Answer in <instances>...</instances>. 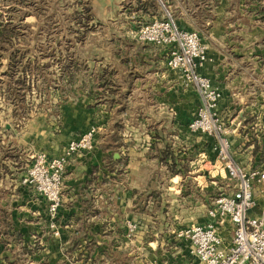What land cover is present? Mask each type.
Wrapping results in <instances>:
<instances>
[{
    "label": "crops",
    "instance_id": "0c3cea01",
    "mask_svg": "<svg viewBox=\"0 0 264 264\" xmlns=\"http://www.w3.org/2000/svg\"><path fill=\"white\" fill-rule=\"evenodd\" d=\"M104 1L120 4L122 14L129 11L126 22L132 27L127 32L132 34L141 24L166 17L167 6L181 28L193 30L189 22L200 20L189 6L194 0ZM142 47L144 53L126 63L130 73L118 81L113 75L106 85L120 90H106L114 96L127 87L129 107L116 112L117 119L125 117L124 128L116 121L101 124L95 150L74 156L66 165L55 221L59 234L51 227L47 200L21 182L23 174L38 150L62 155L71 140L94 124L99 111L90 106L86 92L78 93L61 101L57 133L48 124L44 132L32 130L30 119L22 131L20 108L15 101L6 108V92H0V264H199L189 242L177 238L176 231L211 221L210 193L201 183L206 174H197L201 163L219 162L217 138L190 129L199 100L195 88L182 94L177 82L165 86L163 72L150 75L148 58L159 63V57ZM231 51L209 49L210 60L199 72L222 91L218 111L230 128L233 159L264 170V55L260 49L249 56ZM115 66L109 63V70ZM119 106L114 103L111 110ZM254 198L249 215L264 219V181L255 184ZM130 224L137 225L134 232ZM218 229L230 243L233 223L225 219Z\"/></svg>",
    "mask_w": 264,
    "mask_h": 264
},
{
    "label": "rangeland",
    "instance_id": "374dc122",
    "mask_svg": "<svg viewBox=\"0 0 264 264\" xmlns=\"http://www.w3.org/2000/svg\"><path fill=\"white\" fill-rule=\"evenodd\" d=\"M209 1L214 3V0ZM216 2L218 4L210 9L208 17L200 15L204 22L201 19L189 22L191 29L201 35L209 49H214L219 54L221 52L225 54L223 50L231 53V49H235V51H242L245 56L260 49V53L264 55V19L260 16V12L255 10L258 5L264 6V0H217ZM167 9H169L167 13L172 15L175 24L181 28L174 9L168 6ZM196 9V7L191 8V12H195ZM122 12L124 8L120 4L113 7L104 0H0L1 17L22 19L21 22L25 24V27L18 30L20 36L16 41L23 42L17 43L16 48L29 49L28 63L31 67L27 68V74L22 72L24 66H21L13 75L6 73L8 70L6 61L0 67V92H6V108L11 107L14 101L15 107L20 108L22 131L26 130L24 126L31 120L32 130L36 128L38 132H44L50 127L51 131L57 133L61 128V117H58L61 101H66L78 93L84 95L83 92H86L85 95L90 98V106L94 108V111L96 113L97 110L99 111L98 117H94V124L91 126L101 127V124L116 121L117 125L123 129L125 117L120 116V119H117L116 112L122 114L125 108L129 107V101L125 99L127 87L122 89L118 96H114V94L108 95L106 90H109L108 93L120 91L115 88V85L108 88L110 85L100 87L98 83L104 79L110 83L109 80L113 75L118 81L117 79L129 74L126 63L133 59L134 54L144 53L142 46H145L147 51L157 53L159 57V63L148 58L150 75L157 70L163 72L166 79L165 86L168 88L172 86V81L177 82L178 90H182V94L185 90H193L190 88L192 85L187 83L188 86L185 85L179 73L171 70L166 64H160V61H166V47L139 42L134 34L127 32L128 28L132 27L126 22L130 13L128 10L125 14ZM111 13L113 16L110 18ZM91 15L96 19L90 18ZM77 17L82 18L79 24L76 21ZM184 29L187 28L184 27ZM9 53L5 52V54ZM75 62L79 64V68L70 66ZM109 63L116 65L112 72L109 70ZM103 65L105 68L102 67ZM68 69L71 71L68 72ZM103 69L106 73L102 78ZM72 73L75 74L74 84L68 82ZM131 74L137 75L135 72ZM24 75H27V85L30 84L31 89H21L20 94L24 97V104H22L20 99H16L14 89L21 87L17 79ZM215 87L222 92L219 86L215 85ZM197 95L199 100L194 117L203 105L201 97L198 93ZM114 103H119L120 106L112 111ZM218 113L226 124L224 115L219 111ZM47 124L49 127L46 126ZM43 141V136L38 138V144H42ZM40 152L46 153L38 150L36 154ZM199 167L202 169L197 175L206 174L201 183L206 185L209 190L207 193H210L207 198L211 202L209 208L215 206V200L222 193L230 194L235 191L234 182L223 178L217 171L218 169L223 171L224 175L220 162H211L206 166L201 163ZM197 188L196 193L200 196L199 186ZM197 262L201 264L199 260Z\"/></svg>",
    "mask_w": 264,
    "mask_h": 264
},
{
    "label": "built area",
    "instance_id": "2783aa9c",
    "mask_svg": "<svg viewBox=\"0 0 264 264\" xmlns=\"http://www.w3.org/2000/svg\"><path fill=\"white\" fill-rule=\"evenodd\" d=\"M133 34L142 43L166 47V65L195 88L203 105L189 127L194 132L217 138L223 178L231 180L235 186V191L222 193L215 200V206L209 208L210 222L178 229L177 238L189 242L191 253L201 264H264V219L249 215L255 205L254 186L264 181V170L246 168L231 155L230 128L218 113L222 92L209 77L199 72V68L209 61V46L197 31L178 27L169 13L162 19L143 23ZM99 131L100 127L91 126L71 140L60 156L51 157L44 152L35 154L33 163L26 170L23 183L47 200L55 234H59L55 221L62 205L66 165L74 156L95 150ZM225 219L234 225L230 243H226L218 229ZM136 229V224L129 225L130 232Z\"/></svg>",
    "mask_w": 264,
    "mask_h": 264
},
{
    "label": "trees",
    "instance_id": "16d2710c",
    "mask_svg": "<svg viewBox=\"0 0 264 264\" xmlns=\"http://www.w3.org/2000/svg\"><path fill=\"white\" fill-rule=\"evenodd\" d=\"M216 1L217 0H214V3H212L209 0H194V2H191L189 4V6H190V8H193V7L197 8L195 11V14L198 15V17L201 19L200 15H202L205 18L208 17V13H209L210 9L213 6L218 4V2H216ZM255 8H257L255 10L257 12H260V16H262V18L264 19V6L260 7V5H258ZM77 18L78 19L76 21L79 24L81 22L79 20H82V18L81 19H79V17H77ZM90 18L96 19L95 16H92V15ZM21 20L22 19L17 20V19H15V17L4 18V17L0 16V67L4 64L3 62L6 61L7 65H8V70L6 71V73L8 72L11 75L16 73L17 70H19V68L21 66H24L22 72L27 74V71H28L27 68L31 67L29 65L30 63H28V60H29L28 59L29 58L28 51H29V49L28 48L23 49L22 47L16 48L17 43L21 44L23 42V41H16V39H18V37L20 36V34L18 33V30L22 27H25V24H23L21 22ZM201 21L204 22V19H201ZM7 51L10 53L5 54V52H7ZM70 66H72L74 68H79V64L77 62L72 63ZM69 70L70 69H68V72L71 71V70L70 71ZM105 73H106V70L103 69V71L101 73L102 78L105 75ZM74 76H75V74L72 73L71 77H69V79H68V82H70L71 84H74V82H75ZM17 80L19 81L21 87H19V88L17 87V89L16 88L14 89V92L16 94V99H18V100L20 99L22 104H24V97H23V95L20 94V91H21V89H25V88L31 89V85L30 84L27 85V82H28L27 75H24ZM107 81L108 80H106V79L99 81L98 86L106 87V85H108ZM165 155H168L166 150L163 153L164 157H166ZM173 173H175V171H173Z\"/></svg>",
    "mask_w": 264,
    "mask_h": 264
}]
</instances>
